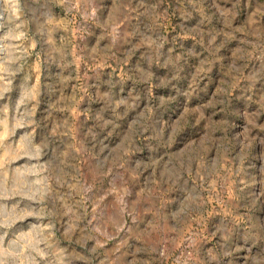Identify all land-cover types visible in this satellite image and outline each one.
Segmentation results:
<instances>
[{
  "label": "rangeland",
  "instance_id": "374dc122",
  "mask_svg": "<svg viewBox=\"0 0 264 264\" xmlns=\"http://www.w3.org/2000/svg\"><path fill=\"white\" fill-rule=\"evenodd\" d=\"M0 264H264V0H1Z\"/></svg>",
  "mask_w": 264,
  "mask_h": 264
},
{
  "label": "bare ground",
  "instance_id": "6f19581e",
  "mask_svg": "<svg viewBox=\"0 0 264 264\" xmlns=\"http://www.w3.org/2000/svg\"><path fill=\"white\" fill-rule=\"evenodd\" d=\"M1 1V0H0Z\"/></svg>",
  "mask_w": 264,
  "mask_h": 264
}]
</instances>
